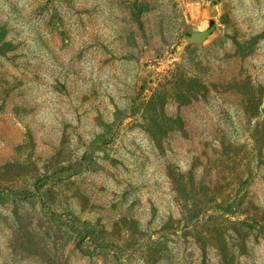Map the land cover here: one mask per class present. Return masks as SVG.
I'll return each instance as SVG.
<instances>
[{
  "label": "rangeland",
  "instance_id": "374dc122",
  "mask_svg": "<svg viewBox=\"0 0 264 264\" xmlns=\"http://www.w3.org/2000/svg\"><path fill=\"white\" fill-rule=\"evenodd\" d=\"M0 264H264V0H0Z\"/></svg>",
  "mask_w": 264,
  "mask_h": 264
},
{
  "label": "water",
  "instance_id": "95a60500",
  "mask_svg": "<svg viewBox=\"0 0 264 264\" xmlns=\"http://www.w3.org/2000/svg\"><path fill=\"white\" fill-rule=\"evenodd\" d=\"M208 37V32L206 31H196L186 38L187 42L190 44L200 45Z\"/></svg>",
  "mask_w": 264,
  "mask_h": 264
}]
</instances>
